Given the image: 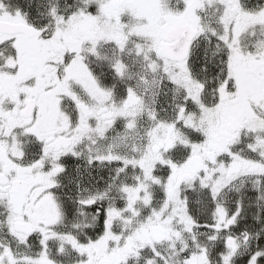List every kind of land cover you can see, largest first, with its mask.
<instances>
[{"label": "snow or ice", "instance_id": "obj_1", "mask_svg": "<svg viewBox=\"0 0 264 264\" xmlns=\"http://www.w3.org/2000/svg\"><path fill=\"white\" fill-rule=\"evenodd\" d=\"M0 264H264V0H0Z\"/></svg>", "mask_w": 264, "mask_h": 264}]
</instances>
